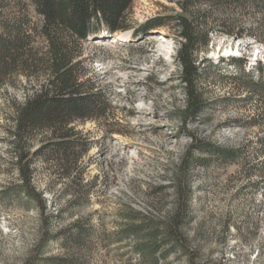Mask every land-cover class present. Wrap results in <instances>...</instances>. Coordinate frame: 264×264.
Segmentation results:
<instances>
[{
    "label": "rangeland",
    "instance_id": "obj_1",
    "mask_svg": "<svg viewBox=\"0 0 264 264\" xmlns=\"http://www.w3.org/2000/svg\"><path fill=\"white\" fill-rule=\"evenodd\" d=\"M15 1L4 0L11 5L8 14H17ZM179 1L132 0L126 13L130 31L169 18V27L157 28L165 34L148 31L132 42L129 31L127 42L81 44L85 79L105 94L109 113L71 123L75 137L86 143L75 148L78 160L68 176L55 161L34 155L45 135L31 140V184L45 202L47 235L40 234V216L26 196H0V264H24L46 238L42 256H65L68 264H148L134 239L124 235L128 212L158 221L169 215L176 171L192 137L234 149L238 157L192 163L189 222L182 228L187 250L156 264H264V95L245 87L248 79L264 80V71L257 70L264 68V0L193 2L192 10L204 12L198 23L211 31L195 60L202 111L186 121L179 115L186 102L176 59L180 29L170 19L185 14ZM25 15L31 24L39 22L31 6ZM34 44L45 46L40 39ZM233 58L243 60L245 75L239 76ZM41 82L17 73L0 85V192L20 185L9 133L14 105ZM81 226L92 232L76 248L73 238Z\"/></svg>",
    "mask_w": 264,
    "mask_h": 264
},
{
    "label": "trees",
    "instance_id": "obj_2",
    "mask_svg": "<svg viewBox=\"0 0 264 264\" xmlns=\"http://www.w3.org/2000/svg\"><path fill=\"white\" fill-rule=\"evenodd\" d=\"M194 1L205 3L207 0H181L177 5L185 14L170 18L178 23L180 29L181 41L176 59L180 69V81L185 85L186 102L179 111L184 121L198 117L202 111L203 99L196 87L200 74L195 60L196 54L208 44L210 30L203 27L207 24L198 23L204 21V12L191 9ZM208 1L220 5L231 1L240 2ZM131 3L132 0H16L14 7L17 14L12 15L7 13L11 5L0 0V85L17 73H23L28 78H42L43 81L39 89L22 104L14 105L13 125L9 133L20 185L11 190L6 189L9 193L0 192V196L9 198L11 192L12 198L26 196L40 216V234L47 235V224L44 221L48 218L43 216L45 202L31 184L30 167L33 159L28 151L31 140L38 135H45L41 136L43 144L34 155L41 156L46 162L55 161L64 168L65 176H68L78 160L75 148L86 143L75 137L71 123L105 118L109 113L105 94L96 89L95 83L89 78L85 79L80 59L81 44L88 35L101 32L114 34L129 30L126 13ZM29 6L39 18L38 23L31 24L25 15ZM168 21L169 18H159L140 29L145 32L148 29L169 27ZM36 39L45 44L43 49L34 44ZM231 64L239 69V76L245 75L242 69L243 60L233 58ZM257 70L261 74L264 68L258 67ZM245 87L254 94L264 95L262 78L261 82L248 79ZM260 143L264 147V140ZM194 153L203 156L195 157ZM212 157L234 161L238 157V151L212 146L192 137L176 171L177 179L173 186L174 207L169 215L163 221H158L128 212L131 222L125 227L124 235L134 239L135 250L148 264H156L172 252L187 250L182 228L189 222L188 172L192 163L206 166L208 159ZM50 217H53L52 214ZM91 232L86 226H81L76 231L73 238L76 248L84 245ZM67 239L66 237L64 241ZM118 239L122 240V237ZM48 241L49 239H44L37 252L30 255L24 264H68L69 260L65 256H42V249ZM62 246L66 247V244L63 242Z\"/></svg>",
    "mask_w": 264,
    "mask_h": 264
},
{
    "label": "bare ground",
    "instance_id": "obj_3",
    "mask_svg": "<svg viewBox=\"0 0 264 264\" xmlns=\"http://www.w3.org/2000/svg\"><path fill=\"white\" fill-rule=\"evenodd\" d=\"M151 33H155V34L159 33L160 35L165 34V32L161 29H159V30L154 29L151 31ZM105 35L106 34L103 35V37H102L103 39H105L107 37V35L106 36ZM129 35H130V32L116 33V35H115L114 39L111 41V43L118 42V41H122V42L127 41V40H129Z\"/></svg>",
    "mask_w": 264,
    "mask_h": 264
},
{
    "label": "built area",
    "instance_id": "obj_4",
    "mask_svg": "<svg viewBox=\"0 0 264 264\" xmlns=\"http://www.w3.org/2000/svg\"><path fill=\"white\" fill-rule=\"evenodd\" d=\"M178 1V0H177Z\"/></svg>",
    "mask_w": 264,
    "mask_h": 264
}]
</instances>
